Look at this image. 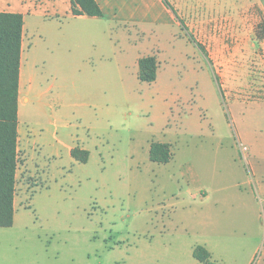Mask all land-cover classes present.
I'll list each match as a JSON object with an SVG mask.
<instances>
[{
	"label": "rangeland",
	"instance_id": "rangeland-1",
	"mask_svg": "<svg viewBox=\"0 0 264 264\" xmlns=\"http://www.w3.org/2000/svg\"><path fill=\"white\" fill-rule=\"evenodd\" d=\"M239 1L188 4L183 32L206 53L167 47L153 83L131 63L23 68L15 218L0 227V264H203L200 244L209 264H264V0ZM95 34L114 62L115 41L104 27ZM86 40L81 58L97 60ZM34 43L29 61L49 59ZM153 142L170 143V162L150 159ZM71 145L90 151L87 163Z\"/></svg>",
	"mask_w": 264,
	"mask_h": 264
},
{
	"label": "crops",
	"instance_id": "crops-1",
	"mask_svg": "<svg viewBox=\"0 0 264 264\" xmlns=\"http://www.w3.org/2000/svg\"><path fill=\"white\" fill-rule=\"evenodd\" d=\"M96 1L102 9L103 16L74 15L72 0H0V12L21 13L24 17L20 92L23 85V68H38L39 63L46 68H75L78 66L94 68L98 65L101 68H112V65H115L117 68H122L123 71L127 67V63H131L134 68L138 67L139 73V59L147 55H156L159 63L157 80L162 71L161 59L168 49L167 47H170V51L173 53L185 55L186 58H189L191 52L199 53L200 48L194 42H190V38L183 32L188 4L191 6L193 4L194 7L199 4L202 8L213 10L223 8L238 10L241 6L239 0ZM34 25H38V30L32 32L31 27ZM103 27L104 32L111 36V40L115 41L111 46L114 62L110 60L111 56L103 44H98L91 38L96 37L95 33ZM137 29L140 37L135 39L132 32H136ZM165 30H168V33ZM163 33L167 34L162 35ZM34 38H36V42H40L41 53L50 52L49 59L42 57L41 62L38 60L29 61L31 49L35 44ZM87 38L92 41V45L97 47V60L90 57L81 58L80 44L82 40L88 42ZM186 41L190 44L189 51L186 48ZM127 46L129 52L124 49ZM53 57L55 60L51 61ZM31 81L33 82L32 79ZM77 146L87 149L84 145ZM74 147L76 146H69L70 151ZM251 180L252 178H249V182H252ZM261 186L264 188V177ZM212 196L211 191L203 189L202 197L204 199H213ZM221 201L218 198L215 200L217 204H220Z\"/></svg>",
	"mask_w": 264,
	"mask_h": 264
},
{
	"label": "trees",
	"instance_id": "trees-1",
	"mask_svg": "<svg viewBox=\"0 0 264 264\" xmlns=\"http://www.w3.org/2000/svg\"><path fill=\"white\" fill-rule=\"evenodd\" d=\"M72 12L74 15L103 16L96 0H72ZM256 33L260 40H264V20L258 24ZM23 34L24 17L21 13L0 12V227H11L15 218L17 173L20 163L19 101ZM196 45L206 53L200 43ZM158 67L156 55L141 57L139 80L154 82ZM71 155L77 161L87 163L90 151L76 146ZM149 155L153 162L161 164L168 163L173 158L168 142H153ZM193 256L201 263H210L211 253L204 245H197Z\"/></svg>",
	"mask_w": 264,
	"mask_h": 264
},
{
	"label": "built area",
	"instance_id": "built-area-1",
	"mask_svg": "<svg viewBox=\"0 0 264 264\" xmlns=\"http://www.w3.org/2000/svg\"><path fill=\"white\" fill-rule=\"evenodd\" d=\"M242 148H243V149H247V147H245V146H244V147H242Z\"/></svg>",
	"mask_w": 264,
	"mask_h": 264
}]
</instances>
